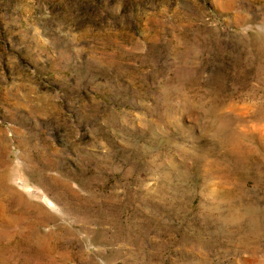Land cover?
Returning a JSON list of instances; mask_svg holds the SVG:
<instances>
[{
	"label": "rangeland",
	"instance_id": "374dc122",
	"mask_svg": "<svg viewBox=\"0 0 264 264\" xmlns=\"http://www.w3.org/2000/svg\"><path fill=\"white\" fill-rule=\"evenodd\" d=\"M0 264H264V0H0Z\"/></svg>",
	"mask_w": 264,
	"mask_h": 264
}]
</instances>
